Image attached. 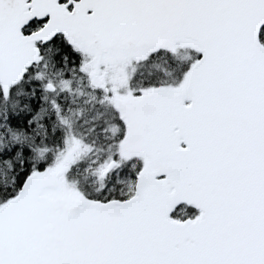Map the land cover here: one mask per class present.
Masks as SVG:
<instances>
[{"label": "snow or ice", "instance_id": "snow-or-ice-1", "mask_svg": "<svg viewBox=\"0 0 264 264\" xmlns=\"http://www.w3.org/2000/svg\"><path fill=\"white\" fill-rule=\"evenodd\" d=\"M0 264H264V0H0Z\"/></svg>", "mask_w": 264, "mask_h": 264}]
</instances>
